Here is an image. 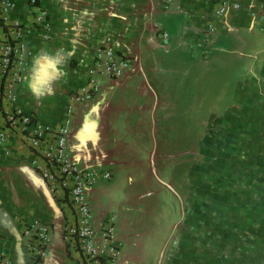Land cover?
<instances>
[{
  "label": "crops",
  "instance_id": "obj_1",
  "mask_svg": "<svg viewBox=\"0 0 264 264\" xmlns=\"http://www.w3.org/2000/svg\"><path fill=\"white\" fill-rule=\"evenodd\" d=\"M12 1L11 21L31 25L41 9L51 33L25 34L23 81L14 98L0 100V257L84 264L65 237L75 207L36 169L42 154L27 135L36 124L55 130L63 122L98 51L113 46L129 66L121 77L102 76L76 107L67 151L81 168L111 173L87 192L95 227L115 215L117 264H264L259 0H231L238 7L223 15L217 0ZM6 31L0 26V41ZM214 134L223 135L217 144L229 146L228 156L199 157ZM37 228L49 238L41 259L30 248Z\"/></svg>",
  "mask_w": 264,
  "mask_h": 264
},
{
  "label": "built area",
  "instance_id": "obj_2",
  "mask_svg": "<svg viewBox=\"0 0 264 264\" xmlns=\"http://www.w3.org/2000/svg\"><path fill=\"white\" fill-rule=\"evenodd\" d=\"M238 2L217 0L215 13L223 15L231 5L238 7ZM29 3L37 6V0H29ZM13 7L12 0H0V26L7 28L4 38L0 41V100L5 95L14 98L16 86L23 81L27 63L24 56L27 50L25 34L41 29L42 37L47 39L51 33V25L45 11L39 9L34 14L33 23L25 26L19 20L9 19L8 13ZM259 7L264 8V0H259ZM209 27L213 30L212 25ZM162 36L166 37L167 33L163 32ZM128 66L126 57L119 54L113 46L101 48L89 68L87 81L71 93V101L67 105L63 122L55 130L36 124L30 135H27L28 141L42 154V163H34L36 169L49 183L52 192L63 190L75 207L76 223L67 228L65 237L73 241L74 248L82 254L84 264H117L122 243L115 232L114 214L106 217L99 228L94 226L92 206L87 192L100 176L108 179L111 173L110 171L97 172L84 169L73 162L67 151L68 135L76 107L88 101L97 92L101 77H121ZM7 118L9 122L14 123L16 116L9 113ZM31 120V115L22 116L24 124L31 123ZM25 129L26 127L23 128ZM47 132L52 134L49 141L42 145L43 135ZM33 236L30 248L34 255L41 259L46 254L49 242L47 232L43 228H37ZM0 258V264H10L8 259Z\"/></svg>",
  "mask_w": 264,
  "mask_h": 264
},
{
  "label": "rangeland",
  "instance_id": "obj_3",
  "mask_svg": "<svg viewBox=\"0 0 264 264\" xmlns=\"http://www.w3.org/2000/svg\"><path fill=\"white\" fill-rule=\"evenodd\" d=\"M213 136V140L211 141L210 139V142H213V146H212V148H207V149H205V148H203L202 150H203V154L201 153V150L199 151V157H201V156H205V155H207V156H209V157H215V158H219V157H227L228 155L227 154H225V152H226V150H228V149H226V148H228L227 146H226V144H217V143H221V142H224V141H226L224 138H223V135H221V134H214V135H210L209 136V138L210 137H212ZM235 136V135H234ZM231 137V136H230ZM229 137V138H230ZM214 147V148H213ZM226 149V150H225ZM210 152V153H209ZM207 153V154H206ZM230 157H234V156H230Z\"/></svg>",
  "mask_w": 264,
  "mask_h": 264
}]
</instances>
